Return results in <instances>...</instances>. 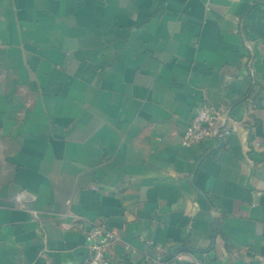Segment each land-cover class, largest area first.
<instances>
[{"label": "crops", "instance_id": "crops-1", "mask_svg": "<svg viewBox=\"0 0 264 264\" xmlns=\"http://www.w3.org/2000/svg\"><path fill=\"white\" fill-rule=\"evenodd\" d=\"M238 121L186 146L200 105ZM264 264V0H0V264Z\"/></svg>", "mask_w": 264, "mask_h": 264}, {"label": "built area", "instance_id": "built-area-1", "mask_svg": "<svg viewBox=\"0 0 264 264\" xmlns=\"http://www.w3.org/2000/svg\"><path fill=\"white\" fill-rule=\"evenodd\" d=\"M238 121L222 106L200 105L188 124L182 141L186 146L206 139L222 141L236 130ZM90 249L87 264H110L109 249L117 239V234L105 220L82 222ZM154 260L164 264V254L158 251ZM197 264H201L197 261Z\"/></svg>", "mask_w": 264, "mask_h": 264}]
</instances>
